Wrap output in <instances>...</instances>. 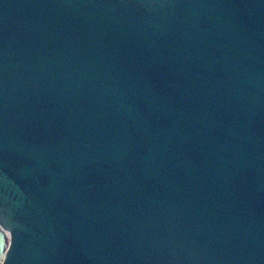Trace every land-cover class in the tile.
Returning <instances> with one entry per match:
<instances>
[{
	"label": "water",
	"instance_id": "obj_1",
	"mask_svg": "<svg viewBox=\"0 0 264 264\" xmlns=\"http://www.w3.org/2000/svg\"><path fill=\"white\" fill-rule=\"evenodd\" d=\"M1 264H264V0H0Z\"/></svg>",
	"mask_w": 264,
	"mask_h": 264
},
{
	"label": "crops",
	"instance_id": "obj_2",
	"mask_svg": "<svg viewBox=\"0 0 264 264\" xmlns=\"http://www.w3.org/2000/svg\"><path fill=\"white\" fill-rule=\"evenodd\" d=\"M8 235L0 228V264L2 263L7 250Z\"/></svg>",
	"mask_w": 264,
	"mask_h": 264
}]
</instances>
